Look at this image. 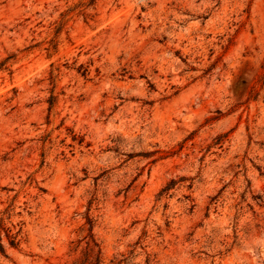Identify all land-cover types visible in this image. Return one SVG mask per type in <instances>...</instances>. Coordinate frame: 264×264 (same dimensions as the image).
I'll return each instance as SVG.
<instances>
[{
	"label": "rangeland",
	"instance_id": "374dc122",
	"mask_svg": "<svg viewBox=\"0 0 264 264\" xmlns=\"http://www.w3.org/2000/svg\"><path fill=\"white\" fill-rule=\"evenodd\" d=\"M97 262L264 264V0H0V264Z\"/></svg>",
	"mask_w": 264,
	"mask_h": 264
},
{
	"label": "trees",
	"instance_id": "16d2710c",
	"mask_svg": "<svg viewBox=\"0 0 264 264\" xmlns=\"http://www.w3.org/2000/svg\"><path fill=\"white\" fill-rule=\"evenodd\" d=\"M174 181L173 180H171L162 190H161V193H160V195H162V194H167V192L170 190V189H172L173 187H174ZM88 223L90 224V230H92V224H91V222L88 220ZM97 264H98V262H97Z\"/></svg>",
	"mask_w": 264,
	"mask_h": 264
}]
</instances>
